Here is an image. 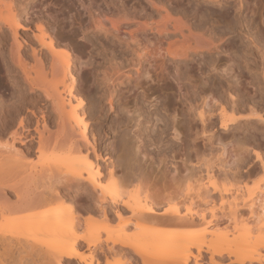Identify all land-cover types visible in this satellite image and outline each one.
<instances>
[{
    "label": "bare ground",
    "instance_id": "6f19581e",
    "mask_svg": "<svg viewBox=\"0 0 264 264\" xmlns=\"http://www.w3.org/2000/svg\"><path fill=\"white\" fill-rule=\"evenodd\" d=\"M201 1L205 6H217L220 15L212 13L208 20H200L199 4L188 8L179 0H53L55 5L64 3L68 12L60 9L57 12L61 16L55 17L48 12L24 25L26 9L20 0H0V69L11 85L8 94L5 88H0V139L5 140H0V246L3 250L0 264L5 263L4 258H8L12 249L39 257L42 264H73V261L111 264V259L129 255L139 258L140 264H152L150 251L163 250L175 239L165 233L163 224H184L195 219L204 225L179 238L174 264H189L191 257L197 259L195 264H200L203 253L207 254L208 264H264V236L251 247L246 246L248 240L243 238L251 229L245 224L242 211L246 208L254 215L264 208V201H255L251 192L233 196L235 200L229 212H222L224 218L235 224L230 230L216 225L219 216L214 209L201 214L195 212L199 195L194 185L177 188L167 196L147 189L131 195L118 191L115 198H110L104 191L105 172L107 176H114L115 164L102 151L109 146L115 150V142L109 145L107 141L111 137L117 139L126 127L120 114L126 95L134 91L133 98L137 101L147 99V90L143 87L142 92L138 90L139 80L145 75L152 73L160 81L176 84L189 107L190 117L194 119L198 112L201 137L210 142L213 135L207 136V132L214 122L206 117L207 101L200 111L192 103L199 91L198 79L205 76L210 80L217 70L216 55L222 53L228 38L220 33V25L225 20L232 24L233 33H239L260 55L261 65L254 75L264 84V36L247 0ZM80 8L87 11L86 20L81 19ZM74 12L73 21L66 26L63 15ZM46 18L56 24L58 20L62 34L55 37V27L48 25ZM67 27L73 36H81L94 48L91 56L96 62L93 77L98 97L93 115L86 113L84 100L76 92L77 78L72 71L75 59L61 47ZM29 31L30 37L26 35ZM125 81L135 85L121 89ZM216 85L222 93L219 128L228 132L235 126L238 130L244 120L227 117L229 106L238 107L229 96L230 83L220 79ZM22 92L43 97L50 115L46 116L43 109L29 110L31 104ZM106 105L114 113L111 122L105 119ZM25 109L35 117V124ZM52 116L56 130L52 128ZM256 120L264 124V117ZM187 127L192 147L189 154L193 156L200 133L191 122ZM173 138L180 139L178 131ZM27 141L35 147L26 145ZM122 142L128 143L126 138ZM17 143L25 145L26 150L17 147ZM32 150L37 161L26 165L23 160ZM253 154L264 170V157L257 151ZM136 175L129 172L126 182L133 179L138 184L145 182L144 174ZM193 175L192 171L189 180L195 181ZM203 190L208 198L207 187ZM80 194L81 205L77 206L75 201ZM169 201H178L183 210L178 206L161 209ZM85 222L89 225L82 235L79 232ZM115 223H118L117 229L113 228ZM81 242L89 250L85 257L80 252Z\"/></svg>",
    "mask_w": 264,
    "mask_h": 264
},
{
    "label": "rangeland",
    "instance_id": "374dc122",
    "mask_svg": "<svg viewBox=\"0 0 264 264\" xmlns=\"http://www.w3.org/2000/svg\"><path fill=\"white\" fill-rule=\"evenodd\" d=\"M52 1L20 0V4H23L22 7L26 9L23 15V24L26 25L28 22L35 20L37 16L46 15L48 12H52L54 17L61 16L62 13L57 11L60 9L65 10L64 3L55 5ZM179 1L182 2L184 7L188 8L199 4L202 9L200 20H208V17L212 13L215 16L220 15L217 6L209 7L202 5L204 3L201 0ZM247 3L253 11L252 15L255 18V23L261 27L260 29L264 36V0H247ZM65 11L68 12V9ZM80 11L82 13L81 19L86 20L88 17L87 11L83 8H80ZM56 13L59 14L55 15ZM74 14L75 12L69 16L63 15L66 26L73 21L72 17ZM59 18L57 17L58 20ZM58 20L56 24L49 20V18H46L48 25L52 24L55 27L53 30L55 37L62 34L58 26ZM221 22L220 20L219 24ZM220 26H222L220 27V33L228 35V38L222 48V53L216 55L217 70L212 73L214 77L210 80L205 76H201L198 79L199 91L192 103L195 109L200 111L204 107V102L207 101L205 106L206 117H211L214 122V125L208 128L207 136L213 135L210 136L212 140L210 139V142H208L209 140L206 141L201 137L203 130L200 129L202 127L196 116L198 112L195 114L194 119L190 117L189 107L184 103L181 92L176 87V84L170 81H160L156 79L155 75L150 73L139 80L141 88L138 86L139 92H142V87L147 90V99L142 100L140 98L137 101L133 98V91L127 94L123 100L120 114L124 118L126 127L122 129L117 139L114 140L111 137L107 141L109 145L115 142V150H112L111 146H109L102 151V155L110 157L115 164L114 176H107V172H105L103 182L104 191L110 198H115L120 192L131 195L137 192L143 193L147 189L151 190L153 194L167 196L172 194L177 188L186 189V187L194 185V188H196L195 192L199 195L194 207L195 212L201 214L214 209L219 216L216 225L222 229L230 227L231 230L235 227V224L224 218L222 212H229L230 205L235 200L234 197L251 192L250 194L253 195L255 201H264V170L260 167L259 162L256 161V157L253 154V152L257 151L264 157V124L257 123L256 120L260 116L264 117V84L260 83V78L254 75L255 69L261 65V58L257 51H254L250 45L245 43L239 33H233V26L228 20H225ZM76 27L78 26L76 25ZM31 29H35L34 23L31 24ZM70 29V27H67V30L63 32L62 37L64 40L61 47L67 49L75 59L72 71H74L73 74L77 78L76 92L84 100L83 107L86 113L93 115L98 97L93 77V68L96 62L95 58L91 56L94 48L90 46L88 40L81 36H73L70 33ZM23 33V31L20 32L21 35H24ZM26 35L32 36L31 31L26 32ZM89 37H93L92 34H89ZM146 67H148L147 64ZM251 69H253L252 72ZM207 75H209L208 72ZM220 79L227 80L230 83L229 96H232L231 99L233 98L236 104H238V107H228L227 117L229 119L240 117L244 120V122L241 120L243 126L241 125L242 127L238 130L235 126L229 129L228 132H223L219 128L220 119H218V111L220 110L218 108L222 100V93L220 90L218 91L216 84ZM133 85H135V82L125 81V84L120 88H130ZM0 88H5L4 92L6 94L10 92L9 88H11L10 82L2 69H0ZM22 95H25L26 102L31 104L29 110L35 109L38 111L39 109H43L46 116L50 115V111L45 108L46 102L43 97L32 96L29 92H24ZM25 111L34 123L35 117L31 116L28 109H25ZM104 114L107 115L105 119L108 120L109 118V122L114 118V113L110 111L108 105L105 107ZM38 115H40L39 112ZM53 119L54 117L52 116L50 121L53 122L52 124L56 128L51 125L56 130L57 125L54 124ZM190 122L194 128H197L198 132H201H199L200 135L196 139L198 142H196V146L193 149L195 150L193 156L189 154L192 151L190 150L192 147H190L191 140L187 134L189 128L187 126ZM34 124H31V126L33 127ZM175 131H178L180 134L179 140L173 138ZM162 137L165 139L162 140ZM125 138L128 142L126 143L127 145L125 144L127 148L122 142ZM0 140L2 142L5 141L2 138ZM29 144L31 142L27 141L26 145ZM16 146L26 150L25 145L17 143ZM32 147L34 148L35 144ZM36 161L37 157L32 150L31 154H28L24 158L23 163L33 165ZM128 162H130V166ZM103 165L105 166V164ZM138 167L139 169H137ZM192 171L194 172L193 177H195V181L189 180ZM129 172L130 175L131 172H134L135 175L141 172L146 177L145 182L138 184L134 181L135 179L126 182L125 178ZM205 186L209 191L208 198H206L207 194L203 190ZM81 197L82 194L76 199L75 205H81L79 201ZM177 202H165L161 209L178 206L183 210V206ZM161 209L160 211H162ZM242 216L245 224L251 229L250 233L247 232L243 236L249 243L246 246H254L257 243V239L264 236V208L263 211H257L254 215L245 208L242 211ZM1 222L2 220L0 221V226ZM87 225L89 223L85 222V227L80 230V234L83 235L87 232ZM163 225L166 229L165 233L175 239L163 250L150 251V261L152 264H174L173 262L178 257L176 246L179 244V238L184 234L193 233L195 230L200 229L203 227L204 222L195 219L192 222L184 224L165 223ZM113 226L114 229H117L118 223L113 224ZM232 234V232L229 234L231 236H229L230 239L234 237ZM1 248L0 246V253L2 254L3 250ZM80 248L83 257L89 254L85 243L81 242ZM192 251L197 254L195 249ZM34 257L29 256L25 252L17 251V249H12L8 253V258L5 257L3 262H5L4 264H42V261L38 259L39 257ZM202 257L203 261H199L200 264H208L207 254L203 253ZM121 259H111V264H140V259L134 258L133 255ZM102 260L104 263L105 259L103 258ZM194 261H197V259L191 257L189 264H195ZM73 262V264H79L76 261ZM225 264H228V262Z\"/></svg>",
    "mask_w": 264,
    "mask_h": 264
}]
</instances>
